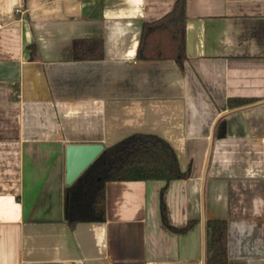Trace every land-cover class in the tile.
Returning a JSON list of instances; mask_svg holds the SVG:
<instances>
[{
	"label": "crops",
	"instance_id": "obj_1",
	"mask_svg": "<svg viewBox=\"0 0 264 264\" xmlns=\"http://www.w3.org/2000/svg\"><path fill=\"white\" fill-rule=\"evenodd\" d=\"M176 1L0 0V264H207L209 220L228 264H264V0H186L183 63L139 58ZM135 133L188 176L108 181L72 224L66 145Z\"/></svg>",
	"mask_w": 264,
	"mask_h": 264
},
{
	"label": "trees",
	"instance_id": "obj_2",
	"mask_svg": "<svg viewBox=\"0 0 264 264\" xmlns=\"http://www.w3.org/2000/svg\"><path fill=\"white\" fill-rule=\"evenodd\" d=\"M186 0H177L174 8L161 18L146 22L138 50L139 58L186 59ZM103 46L88 40L74 44L78 59L98 58ZM245 100H236L242 104ZM189 172L181 168L174 147L163 137L135 133L105 148L101 155L73 184L69 196V221L103 220L105 218V185L112 180H148L185 178ZM207 264H228L225 225L209 220Z\"/></svg>",
	"mask_w": 264,
	"mask_h": 264
},
{
	"label": "water",
	"instance_id": "obj_3",
	"mask_svg": "<svg viewBox=\"0 0 264 264\" xmlns=\"http://www.w3.org/2000/svg\"><path fill=\"white\" fill-rule=\"evenodd\" d=\"M103 143H68L66 145V183L74 184L105 150Z\"/></svg>",
	"mask_w": 264,
	"mask_h": 264
}]
</instances>
